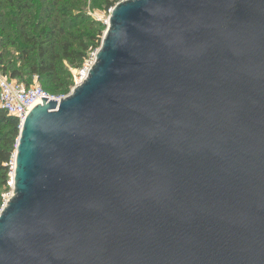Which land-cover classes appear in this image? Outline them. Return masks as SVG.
<instances>
[{"label":"water","instance_id":"water-1","mask_svg":"<svg viewBox=\"0 0 264 264\" xmlns=\"http://www.w3.org/2000/svg\"><path fill=\"white\" fill-rule=\"evenodd\" d=\"M42 99L0 264H264V0H122Z\"/></svg>","mask_w":264,"mask_h":264},{"label":"trees","instance_id":"trees-1","mask_svg":"<svg viewBox=\"0 0 264 264\" xmlns=\"http://www.w3.org/2000/svg\"><path fill=\"white\" fill-rule=\"evenodd\" d=\"M4 1L0 0V6ZM20 1L15 2L11 14H0L1 37L13 39L9 46H3L6 53L1 55L0 70L28 85V77L37 75L47 92L69 94L74 81L65 62L80 69L90 53L100 48L105 25L97 22L87 32L80 30L82 22L71 15L73 8H68L70 0L63 4L57 0H29L25 5ZM116 4L108 2L107 8ZM10 47L16 49L18 57ZM19 136V119L0 107V205Z\"/></svg>","mask_w":264,"mask_h":264},{"label":"built area","instance_id":"built-area-1","mask_svg":"<svg viewBox=\"0 0 264 264\" xmlns=\"http://www.w3.org/2000/svg\"><path fill=\"white\" fill-rule=\"evenodd\" d=\"M97 51L91 53L85 60L83 66L77 69L75 74V86H79L86 80L91 68L96 61ZM39 78L34 76V83L31 85L21 82L18 79L11 78L0 70V107L7 112L8 115L19 119L20 127L26 120L28 113L38 103H43V97L48 100H58L60 103L67 95H53L47 92L41 84L38 83ZM9 180L7 189L1 195L0 215L2 210L8 205L15 192V170H16V154L14 153L9 162Z\"/></svg>","mask_w":264,"mask_h":264},{"label":"rangeland","instance_id":"rangeland-1","mask_svg":"<svg viewBox=\"0 0 264 264\" xmlns=\"http://www.w3.org/2000/svg\"><path fill=\"white\" fill-rule=\"evenodd\" d=\"M18 1L19 0H15V2H18ZM57 1H59L60 4H63L65 2V0H57ZM112 1H116L117 3H119L122 0L121 1H117V0H70V4L69 2L67 3L69 4L68 8L70 9L73 8L71 15L75 16L76 19H79L82 22V25H80L81 27L80 30H82L83 32H87L90 26H92L93 24L97 22H101L103 25H105V28H104V33H105L108 28V21H109L111 11H112V8H107V3L112 2ZM15 2L13 0H5L3 3V6H0V14H5V13L11 14V12H13V10L16 8ZM20 2L23 5H25V3L26 2L28 3L29 0H22ZM73 2L74 4H72ZM12 40L13 39H11V41H8L7 38L1 37V31H0V59H1V55L3 56L6 53L5 48L3 46H9ZM99 49L100 48H98L97 50ZM10 50L12 54L18 57V53L16 49H14L13 47H10ZM94 52L95 51H92L91 53H94ZM32 56H35V54H32ZM65 65L73 74L74 84L71 88V91H72L73 87L75 86V74L77 72V69L72 67L68 62H65ZM28 78H29L28 80H29L30 85L33 84L34 76L28 77ZM38 83L43 86V83L40 80L38 81ZM58 95L61 96V95H68V94L59 93ZM20 131H21V127H20Z\"/></svg>","mask_w":264,"mask_h":264}]
</instances>
